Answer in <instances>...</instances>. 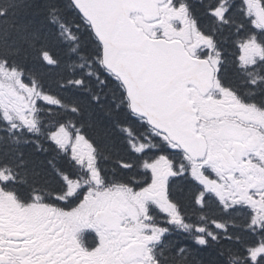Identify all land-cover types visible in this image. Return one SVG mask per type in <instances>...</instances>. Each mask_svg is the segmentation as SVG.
Wrapping results in <instances>:
<instances>
[{"label": "snow or ice", "instance_id": "6c2138e0", "mask_svg": "<svg viewBox=\"0 0 264 264\" xmlns=\"http://www.w3.org/2000/svg\"><path fill=\"white\" fill-rule=\"evenodd\" d=\"M0 264H264V0H0Z\"/></svg>", "mask_w": 264, "mask_h": 264}]
</instances>
